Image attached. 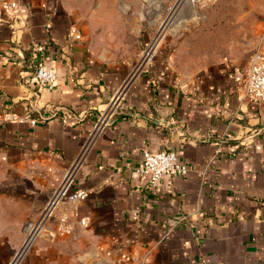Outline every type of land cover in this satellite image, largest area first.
<instances>
[{"label": "crops", "instance_id": "obj_1", "mask_svg": "<svg viewBox=\"0 0 264 264\" xmlns=\"http://www.w3.org/2000/svg\"><path fill=\"white\" fill-rule=\"evenodd\" d=\"M8 1L0 0V119L22 121L0 124V264H264V103L245 94L256 51L264 56V12L238 54L204 63L185 44L162 42L160 29L142 64L157 36L147 27L183 0H16L5 10ZM130 35L143 36L141 47L125 45ZM38 44L58 74L52 89L34 77L28 54ZM166 148L191 170L149 186L143 152ZM78 159L72 190L88 196L71 208L86 225L76 219L61 232L54 217L23 248L29 222Z\"/></svg>", "mask_w": 264, "mask_h": 264}, {"label": "rangeland", "instance_id": "obj_2", "mask_svg": "<svg viewBox=\"0 0 264 264\" xmlns=\"http://www.w3.org/2000/svg\"><path fill=\"white\" fill-rule=\"evenodd\" d=\"M188 1L183 0L173 10L162 9V17L156 22L157 26H153V30L149 27L147 29L154 36L160 29L163 30L166 38L162 42L171 40L176 44H185L184 53L195 52L201 62H215L238 54L247 49L257 33L261 32L263 4L252 5L237 0H216L208 4L201 0L193 5ZM160 37L158 34L153 37L156 38L153 45L150 43L146 46L143 43L147 48L151 45L148 50L150 53L159 44ZM142 40V35L137 38L130 35L123 42L127 47L135 49L136 46L141 47ZM133 51L121 54L132 55Z\"/></svg>", "mask_w": 264, "mask_h": 264}, {"label": "built area", "instance_id": "obj_3", "mask_svg": "<svg viewBox=\"0 0 264 264\" xmlns=\"http://www.w3.org/2000/svg\"><path fill=\"white\" fill-rule=\"evenodd\" d=\"M2 7L5 10H14L18 7V2L16 0L4 2ZM71 34L76 39L81 38L78 29L75 27L71 29ZM150 46L149 48H151ZM149 48L145 50L142 56V64L148 63L151 60L153 52L149 55H145ZM31 50L33 58H37L34 67L35 79L40 85L52 89L58 81L57 72L45 65L44 56L42 55L44 50L42 45H35ZM122 92L123 89L113 98L109 110L100 118L96 131L103 129L112 120L113 113L118 106V101ZM245 94L252 99V101L264 103V56L260 51H256L251 63L245 84ZM5 120L22 121L13 113H8L4 119H0V124ZM30 122L34 125L36 119H31ZM79 161L80 159L74 162L67 170L64 179L54 190L47 205L44 207L40 219L29 222V230L23 248H27L39 238L47 229L46 223L54 217L59 218L58 230L61 232L70 233L74 231L76 219H79L81 225H86V219L79 218V213L76 208H71L72 205L77 204L88 196V191L85 189L72 190ZM190 170V166L181 160L171 148H166L160 151L145 150L143 152V164L139 168V171L145 175L146 182L149 186L159 181L165 175L171 177L185 176Z\"/></svg>", "mask_w": 264, "mask_h": 264}, {"label": "trees", "instance_id": "obj_4", "mask_svg": "<svg viewBox=\"0 0 264 264\" xmlns=\"http://www.w3.org/2000/svg\"><path fill=\"white\" fill-rule=\"evenodd\" d=\"M29 59H31L32 60V62H33V65H34V67H35V65H36V62H37V58H33V56H32V50L30 49L29 50Z\"/></svg>", "mask_w": 264, "mask_h": 264}, {"label": "bare ground", "instance_id": "obj_5", "mask_svg": "<svg viewBox=\"0 0 264 264\" xmlns=\"http://www.w3.org/2000/svg\"><path fill=\"white\" fill-rule=\"evenodd\" d=\"M196 0H189V3L195 5Z\"/></svg>", "mask_w": 264, "mask_h": 264}]
</instances>
